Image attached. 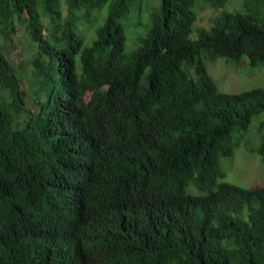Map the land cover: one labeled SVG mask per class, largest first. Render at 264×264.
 Masks as SVG:
<instances>
[{
    "label": "trees",
    "instance_id": "1",
    "mask_svg": "<svg viewBox=\"0 0 264 264\" xmlns=\"http://www.w3.org/2000/svg\"><path fill=\"white\" fill-rule=\"evenodd\" d=\"M145 1L0 0V264H264V186L220 180L264 85L220 91L205 61L264 65V0H157L127 50Z\"/></svg>",
    "mask_w": 264,
    "mask_h": 264
},
{
    "label": "rangeland",
    "instance_id": "2",
    "mask_svg": "<svg viewBox=\"0 0 264 264\" xmlns=\"http://www.w3.org/2000/svg\"><path fill=\"white\" fill-rule=\"evenodd\" d=\"M157 0H146L142 8V17H138L135 11H131L127 23L125 24V47L127 50L134 45V38L143 33L147 19L145 11L150 4L155 5ZM62 8L65 7V0H60ZM240 6L238 0H230L225 9L235 11ZM220 14L219 9L205 7L197 11L196 21L193 25V34H196L197 28L209 27L213 24L215 18ZM91 25H81L80 31L83 34L84 44L90 43L93 37V27ZM17 33L13 35L11 44L7 45L5 50L10 61L14 64L19 73H24L27 65L35 52L34 44L29 35L20 23H17ZM133 40V41H132ZM206 65L209 74L216 83L217 88L223 92H241L253 87L264 85V65L250 67L247 58L243 57L238 63L227 62L224 59L216 58L206 59ZM26 78V75H24ZM28 89V85L24 82ZM262 138H264V113L258 114L252 118L248 131L241 137L239 146H236L231 156L220 158V168L224 173L221 181L230 182L244 188H253L264 186V157L258 152L247 150L249 148L257 150L260 147Z\"/></svg>",
    "mask_w": 264,
    "mask_h": 264
}]
</instances>
